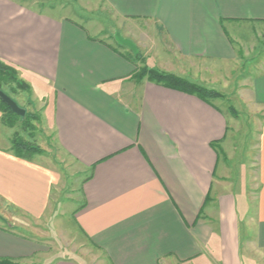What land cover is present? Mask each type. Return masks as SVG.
<instances>
[{
	"label": "crops",
	"instance_id": "1",
	"mask_svg": "<svg viewBox=\"0 0 264 264\" xmlns=\"http://www.w3.org/2000/svg\"><path fill=\"white\" fill-rule=\"evenodd\" d=\"M89 1L152 35L151 69L231 95L259 122L255 175L231 176L250 153L237 116L133 82L135 61L93 24L0 0V60L83 178L79 231L109 264H263L264 60L246 69L242 53L264 33V0ZM11 140L0 112V258L20 261L41 247L9 229L3 210L41 218L51 178Z\"/></svg>",
	"mask_w": 264,
	"mask_h": 264
},
{
	"label": "rangeland",
	"instance_id": "2",
	"mask_svg": "<svg viewBox=\"0 0 264 264\" xmlns=\"http://www.w3.org/2000/svg\"><path fill=\"white\" fill-rule=\"evenodd\" d=\"M22 2L38 12L55 16L62 15L84 25H95L102 31L103 39L135 61L138 67L136 73L139 74L143 70L151 69L148 65L147 55L153 45L152 35L148 31H137V27L132 25H121V22L116 21L109 11L102 6L89 0H22ZM260 38L255 50L250 46L246 47V50L243 48L245 52L242 54L246 56L245 60L248 61L246 69H249V66L254 65L259 60H264V33ZM18 80L22 86L17 83H4L0 89L22 109L26 110L28 116L25 119L13 120L7 125L8 115L0 104L3 127L9 129L11 133L13 149L16 147L15 140L18 139L19 142L22 141L34 149L32 154L42 153L33 157L36 162L48 168L51 178V191L49 205L41 218H27L11 212L7 208L3 210V215L7 217L9 229L25 239L34 241L41 247V251L35 257L31 259L21 258L17 263L52 264L58 260H73L79 264H109L105 256L79 231L76 224V216L82 206L81 184L83 178L75 164L61 153L53 135L46 130L41 112L31 100V91L22 89L26 85L19 75ZM132 81L139 83L134 76ZM220 94L222 98L212 102H217L219 106L226 108L231 113V117L237 116L235 123L248 125L250 130V135L243 137L240 141V144L243 143L247 149H250L246 159L248 162L235 165L236 174L231 176H240L241 168L247 167L251 170L252 177L255 175L253 174L255 173L254 162H256L254 144L256 143L255 126L259 122L258 118L245 111L239 100L235 101L231 95Z\"/></svg>",
	"mask_w": 264,
	"mask_h": 264
},
{
	"label": "trees",
	"instance_id": "3",
	"mask_svg": "<svg viewBox=\"0 0 264 264\" xmlns=\"http://www.w3.org/2000/svg\"><path fill=\"white\" fill-rule=\"evenodd\" d=\"M14 1L19 3L22 6H26V7L31 8L30 6H27L24 2H22V0H14ZM134 77L139 82L143 81L144 79H147V81L154 83L156 85H159V86L171 89V90L180 91V92H183V93H186L189 95L196 96L208 104H210L215 99L222 98V95L217 91L210 90L206 87H203V86H200V85H197L194 83H190V82H188L184 79H181L177 76L162 73V72H159V71L154 70V69L143 70L139 74L136 73L134 75ZM4 83H8V84L17 83L18 85L22 86V83H20L18 80L17 71L15 69L11 68L10 66L6 65L3 61L0 60V87ZM25 85L26 86H24L22 89H24L26 91H30V87L27 84H25ZM0 104H1L2 108L4 109V112H6L8 115L7 116L8 119L4 118L7 120L6 121L7 125H9V123L12 122L13 120L25 119L28 116L26 114V116L24 118L18 117L1 100H0ZM2 108H0L1 113H2ZM2 124H3V117H2ZM15 142H16L15 143L16 147H15V149H13V151L15 152V154L17 156H20V157L30 156L31 157L34 155L42 154L40 152L36 153V154H32V153H34V149H32L30 146H28L27 144H25L22 141L19 142L18 139H16ZM27 153H29V154L27 155ZM17 262H19V261L9 259V258H0V264H18Z\"/></svg>",
	"mask_w": 264,
	"mask_h": 264
},
{
	"label": "water",
	"instance_id": "4",
	"mask_svg": "<svg viewBox=\"0 0 264 264\" xmlns=\"http://www.w3.org/2000/svg\"><path fill=\"white\" fill-rule=\"evenodd\" d=\"M0 100L6 104L10 110L18 117L24 118L27 114L26 110L22 109L14 100L0 90Z\"/></svg>",
	"mask_w": 264,
	"mask_h": 264
}]
</instances>
